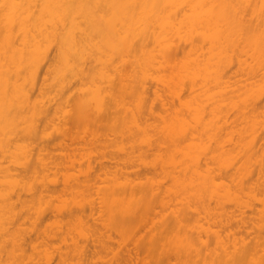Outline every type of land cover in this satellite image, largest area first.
<instances>
[{"label":"bare ground","instance_id":"bare-ground-1","mask_svg":"<svg viewBox=\"0 0 264 264\" xmlns=\"http://www.w3.org/2000/svg\"><path fill=\"white\" fill-rule=\"evenodd\" d=\"M263 94L264 0H0V264H264Z\"/></svg>","mask_w":264,"mask_h":264},{"label":"rangeland","instance_id":"rangeland-1","mask_svg":"<svg viewBox=\"0 0 264 264\" xmlns=\"http://www.w3.org/2000/svg\"><path fill=\"white\" fill-rule=\"evenodd\" d=\"M182 46H186V45H184V44H182ZM177 58L178 57H180L181 55H182V48H181V46L180 47H178L177 48ZM190 96V92H189V90L187 89V90H183V92H182V94H181V98H184V97H187V96ZM188 96V97H189ZM178 102H179V100H178V98H175V99H172V102H171V105H173V104H178ZM259 104L260 105H264V94L261 96V98H260V100H259ZM155 105L157 106V108L159 109V110H161V104H160V101L159 100H156L155 101ZM143 172H146V170H144V169H141V173H143ZM256 175H254V177H255ZM58 188H60V187H58ZM245 214L246 215H250V216H254V213H251V209H248V210H246L245 211ZM54 216H51L50 218L52 219ZM48 264H55V258H52L50 261H49V263Z\"/></svg>","mask_w":264,"mask_h":264}]
</instances>
